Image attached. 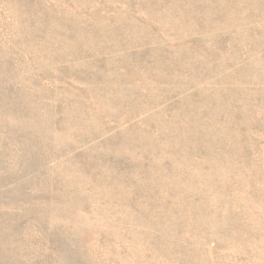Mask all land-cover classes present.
Returning a JSON list of instances; mask_svg holds the SVG:
<instances>
[{"label":"rangeland","instance_id":"rangeland-1","mask_svg":"<svg viewBox=\"0 0 264 264\" xmlns=\"http://www.w3.org/2000/svg\"><path fill=\"white\" fill-rule=\"evenodd\" d=\"M0 264H264V0H0Z\"/></svg>","mask_w":264,"mask_h":264}]
</instances>
